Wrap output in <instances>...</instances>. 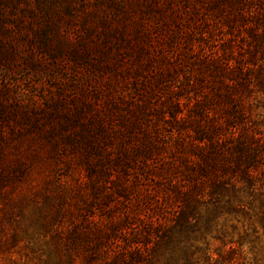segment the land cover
I'll list each match as a JSON object with an SVG mask.
<instances>
[{"label":"rangeland","instance_id":"rangeland-1","mask_svg":"<svg viewBox=\"0 0 264 264\" xmlns=\"http://www.w3.org/2000/svg\"><path fill=\"white\" fill-rule=\"evenodd\" d=\"M220 257L264 264V0H0V264Z\"/></svg>","mask_w":264,"mask_h":264},{"label":"trees","instance_id":"trees-1","mask_svg":"<svg viewBox=\"0 0 264 264\" xmlns=\"http://www.w3.org/2000/svg\"><path fill=\"white\" fill-rule=\"evenodd\" d=\"M213 66L215 68L220 67L219 65H216V64H213ZM221 70H223V69H221ZM223 72H225V71H223ZM240 72L241 71H239L238 76H241ZM235 76H237V75H235ZM160 81H164V77L162 78L160 74L156 73V74L150 75L149 81L146 80L145 83L143 84L144 90H147L152 85L158 86ZM145 93L147 94V92H145ZM224 98L230 104V107H228V109H227L228 114L231 115V118H234L233 114L235 112L238 113L239 111H238L236 106L232 105L233 100H232V97L230 96V94L228 93V91H227V96H225ZM120 104H121L120 102L112 101L111 99L108 100L107 101V105L109 108L108 111H110V113H114V112L116 113ZM144 106H146V105H144ZM137 109L139 110V109H143V108L141 106H139V107H137ZM169 110H170L169 113L171 114V116H173L176 112V110L173 108L169 109ZM202 134H204V136H207V138H209V136L211 135V132H209V130H206V131H202ZM202 138L203 137H200L199 140H201ZM236 148H240V147H236ZM205 151H206V153L202 154V159H203L205 166L208 167V169L213 168L214 170L220 169L221 171H225L226 168H228V161L229 160H232L234 162H236L238 160V157L235 156L232 152L230 154H226L224 149L221 148V145H217L215 142L211 141L210 139L208 141L207 148ZM208 169H207V171H208ZM76 235H79V234L76 233ZM83 235L87 236L86 234H83ZM95 237H97V236H95ZM80 239H81V237H80ZM234 251H235V249L232 248L230 253H234ZM127 263H129V262H127ZM215 263L216 264L217 263L218 264H244V263H240V261H237V262L232 261L231 258H226V257H220L219 260H217V262H215ZM209 264H211V263H209Z\"/></svg>","mask_w":264,"mask_h":264}]
</instances>
